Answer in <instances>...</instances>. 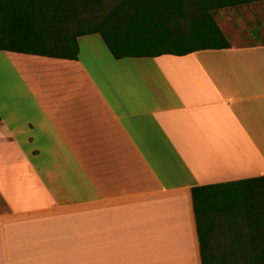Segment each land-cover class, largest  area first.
Listing matches in <instances>:
<instances>
[{"label":"crops","instance_id":"crops-1","mask_svg":"<svg viewBox=\"0 0 264 264\" xmlns=\"http://www.w3.org/2000/svg\"><path fill=\"white\" fill-rule=\"evenodd\" d=\"M230 47L0 51V264H201L191 190L264 175V0Z\"/></svg>","mask_w":264,"mask_h":264},{"label":"trees","instance_id":"trees-1","mask_svg":"<svg viewBox=\"0 0 264 264\" xmlns=\"http://www.w3.org/2000/svg\"><path fill=\"white\" fill-rule=\"evenodd\" d=\"M262 0H0V51L76 59L99 34L115 58L229 48L214 14ZM201 264H264V175L191 190Z\"/></svg>","mask_w":264,"mask_h":264},{"label":"rangeland","instance_id":"rangeland-1","mask_svg":"<svg viewBox=\"0 0 264 264\" xmlns=\"http://www.w3.org/2000/svg\"><path fill=\"white\" fill-rule=\"evenodd\" d=\"M232 8V7H231ZM219 10H216L215 12H217ZM0 210H3V206H2V202H1V199H0Z\"/></svg>","mask_w":264,"mask_h":264}]
</instances>
